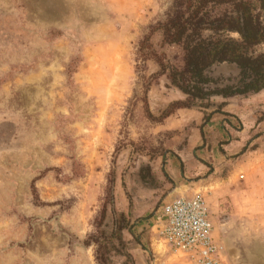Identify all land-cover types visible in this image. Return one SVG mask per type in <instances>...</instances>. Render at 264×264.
Instances as JSON below:
<instances>
[{
	"label": "rangeland",
	"instance_id": "1",
	"mask_svg": "<svg viewBox=\"0 0 264 264\" xmlns=\"http://www.w3.org/2000/svg\"><path fill=\"white\" fill-rule=\"evenodd\" d=\"M173 1L0 0V264H96L86 243L104 208L105 223L111 209L128 222L108 264H186L152 228L178 183L203 197L223 264H264V185L255 189L241 159L264 149V138L254 143L264 111L249 115L236 152L244 127L217 96L184 108L202 111L199 125L166 129L185 97L139 57ZM150 42L177 53L160 49L158 35ZM231 65L207 70L217 81L209 89L237 83ZM250 95L224 99L250 105ZM171 166L184 182L168 178Z\"/></svg>",
	"mask_w": 264,
	"mask_h": 264
},
{
	"label": "trees",
	"instance_id": "2",
	"mask_svg": "<svg viewBox=\"0 0 264 264\" xmlns=\"http://www.w3.org/2000/svg\"><path fill=\"white\" fill-rule=\"evenodd\" d=\"M152 35L159 36L160 49L176 48L177 53L167 58L154 51ZM259 46H264V0H174L165 20L154 24L139 42L138 54L158 66L156 75L166 78L167 88L184 95L176 103L184 109L207 106L203 103L214 96H246L264 90V52L257 51ZM220 63L236 65L239 79L235 85L209 89L217 81L206 72ZM105 210L96 225L97 236L86 243L96 246V264H108L113 253H119L116 245L122 249L121 235L128 227L126 216L114 209L105 223Z\"/></svg>",
	"mask_w": 264,
	"mask_h": 264
},
{
	"label": "built area",
	"instance_id": "3",
	"mask_svg": "<svg viewBox=\"0 0 264 264\" xmlns=\"http://www.w3.org/2000/svg\"><path fill=\"white\" fill-rule=\"evenodd\" d=\"M155 221L163 243L180 254L186 264H223L219 248L212 241L208 206L199 193L170 200Z\"/></svg>",
	"mask_w": 264,
	"mask_h": 264
},
{
	"label": "crops",
	"instance_id": "4",
	"mask_svg": "<svg viewBox=\"0 0 264 264\" xmlns=\"http://www.w3.org/2000/svg\"><path fill=\"white\" fill-rule=\"evenodd\" d=\"M176 91V90H175ZM249 99L247 100L248 103H251L250 105H246L242 101H235L234 103L230 102L231 99H224V98H219L216 97V99H220L219 101H222L224 104L220 111L221 113L224 114H232L235 115L239 123L243 125L244 128L237 130L234 135L236 138V143L234 144V148L232 147L231 149L236 152V149L240 151L242 145L245 143L246 139V131H249V120L250 117L249 115L252 114L253 111L258 110L262 108V111H264V90L248 96ZM183 96L176 91V94L174 95L173 99H182ZM262 106V107H261ZM217 111V109L212 110V112ZM202 117V111L201 110H195V109H181L179 110L176 114L172 116V118L169 120L168 124L165 126L166 129H178L181 127H185L188 125H192L193 123L196 125H199L198 123L201 121ZM247 124V125H246ZM264 127V122L256 126L257 129H263ZM263 137H255L254 143L260 142L263 140ZM198 143H201V139L195 137L193 139H190L188 141V144L186 148L183 150V152L178 155L180 162L183 163L185 160H187L189 154L193 156V150L194 148L198 145ZM185 160L183 161L182 159ZM248 159L249 160V172L252 178V182H254L255 189L264 185V149L263 145H260V147L250 150L247 152V154L243 155L241 159ZM177 159V158H176ZM190 159V158H189ZM168 178L172 180V182H184V177L180 174V172L175 168V167H170L168 170ZM185 183H178L177 186H175V190L173 194L169 197L171 199L172 197H184V198H190L192 197L195 193L190 187L187 185H183ZM193 192V193H192ZM192 193V194H191ZM162 208V207H161ZM160 208V209H161ZM159 209V210H160ZM157 211V213L159 212ZM156 213V215H157ZM156 219V216H155ZM154 219V224L152 228L156 231V221ZM152 230V229H151Z\"/></svg>",
	"mask_w": 264,
	"mask_h": 264
},
{
	"label": "water",
	"instance_id": "5",
	"mask_svg": "<svg viewBox=\"0 0 264 264\" xmlns=\"http://www.w3.org/2000/svg\"><path fill=\"white\" fill-rule=\"evenodd\" d=\"M232 67H234V69L238 72V73H240V70L237 68V66L236 65H231Z\"/></svg>",
	"mask_w": 264,
	"mask_h": 264
}]
</instances>
